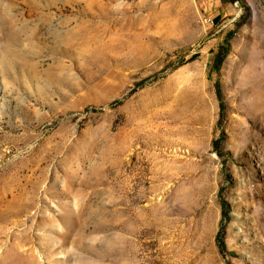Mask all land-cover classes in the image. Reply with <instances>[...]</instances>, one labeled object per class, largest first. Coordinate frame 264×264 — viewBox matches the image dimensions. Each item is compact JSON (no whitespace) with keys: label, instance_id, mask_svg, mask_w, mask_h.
I'll return each instance as SVG.
<instances>
[{"label":"rangeland","instance_id":"rangeland-1","mask_svg":"<svg viewBox=\"0 0 264 264\" xmlns=\"http://www.w3.org/2000/svg\"><path fill=\"white\" fill-rule=\"evenodd\" d=\"M0 264H264V0H0Z\"/></svg>","mask_w":264,"mask_h":264},{"label":"trees","instance_id":"trees-1","mask_svg":"<svg viewBox=\"0 0 264 264\" xmlns=\"http://www.w3.org/2000/svg\"><path fill=\"white\" fill-rule=\"evenodd\" d=\"M224 54H225V52H223L221 54L219 52V54L217 55L216 60H215V69H217L219 67V65L221 64Z\"/></svg>","mask_w":264,"mask_h":264}]
</instances>
